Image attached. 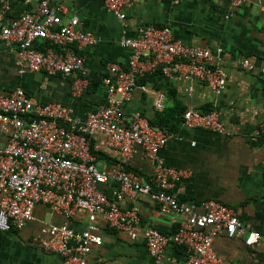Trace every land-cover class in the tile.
Wrapping results in <instances>:
<instances>
[{"label":"built area","instance_id":"1","mask_svg":"<svg viewBox=\"0 0 264 264\" xmlns=\"http://www.w3.org/2000/svg\"><path fill=\"white\" fill-rule=\"evenodd\" d=\"M13 1L0 0V13H8ZM22 1L25 5L33 3V9L0 24V44L17 48L18 73L74 74L77 77L71 92L81 94L88 79L83 56L77 50L84 44L96 43L97 38L79 28L76 16L64 22L61 5L51 7L49 0ZM229 1L237 5L250 0ZM104 3L122 22L131 0H104ZM37 41L44 42L43 46L38 47ZM120 45L129 50L128 60L125 65L106 64L102 77L106 103L90 111L84 120L75 116L70 105L36 102L20 87L0 95V122L9 127L7 140H0V231L21 229L33 221V210L38 203L67 217L81 209L86 214L83 229L42 224L32 240L43 249L59 254L62 264H92L87 254L93 246L102 243L97 219L100 217L112 230L136 240L138 210L123 207L120 201L124 196L133 198L143 193L157 202L160 211L181 214L178 227L170 234L156 227L144 229V243L154 259L161 258L166 246L174 243L185 246L187 256L173 264H222L212 248L215 237L242 233L247 247L258 244L261 233L242 225L226 204L209 199L202 203L204 211L198 212L194 204L179 201L172 187L182 177V171L167 165L160 154L171 133L155 128L138 112L125 122L122 112L124 102L137 87L136 78L156 71L195 78L219 94L226 85V72L211 64L219 55L206 47L184 44L174 37L169 26L153 23L140 25L135 37L123 36ZM240 66L264 76V64L256 67L243 58ZM155 106L161 107V95L156 97ZM181 117L187 127L228 134L216 109L201 112L188 108ZM96 131L106 133L110 145L120 153L117 163L109 170L97 166L91 151L90 139ZM250 137L264 143V121ZM138 150L152 165L147 178L129 168L130 159ZM108 182L117 185L110 195L100 188Z\"/></svg>","mask_w":264,"mask_h":264},{"label":"crops","instance_id":"2","mask_svg":"<svg viewBox=\"0 0 264 264\" xmlns=\"http://www.w3.org/2000/svg\"><path fill=\"white\" fill-rule=\"evenodd\" d=\"M49 4L61 5L64 22L76 16L79 28L97 38L96 43L84 44L77 50L83 56L84 70L87 77H92V84L81 94L73 95L71 85L77 77L74 74L50 75L43 71L20 74L15 63L17 48L0 44V95L20 87L36 102L70 105L75 116L84 120L90 111L106 103L102 84L106 64L125 65L128 60L130 52L120 45V39L135 37L139 26L146 23L167 25L182 43L206 47L219 55L211 61L226 72V85L219 94L195 78L156 71L136 78L137 87L124 102L122 112L125 122L136 112L149 120L159 113H168L174 126L168 131L171 137L160 154L167 165L182 171V177L172 187L177 199L194 204L198 212L204 211L202 203L209 199L231 207L242 225L259 231L261 239L247 247L242 233L234 237L219 235L212 242L213 250L222 264H264V143L250 137L264 121V76L240 66L243 58L256 67L264 64V0L237 5L229 0H131L122 22L106 9L104 0H49ZM32 9L33 3L25 5L22 0H14L8 13H0V24ZM35 44L40 47L44 42ZM158 95H161L160 108L155 106ZM174 108L201 112L216 109L228 134L187 127L181 115H175ZM8 135L9 127L0 122L1 142ZM90 141L97 166L105 170L112 168L120 153L110 145L108 135L96 131ZM129 168L142 178L152 173V165L141 150L131 157ZM116 187L108 182L100 188L110 195ZM120 205L137 208L140 216L135 226L137 239L132 241L126 234L112 230L99 217L102 243L92 247L87 254L88 262L173 264L185 260L186 247L174 243L166 246L161 258H152L143 238L146 227H156L166 234L174 232L181 214L160 211L157 202L143 193L133 198L124 196ZM33 214L35 219L21 229L0 231V264H62L59 254L43 249L32 238L42 224L81 230L86 223V214L81 209L67 217L38 203Z\"/></svg>","mask_w":264,"mask_h":264},{"label":"trees","instance_id":"3","mask_svg":"<svg viewBox=\"0 0 264 264\" xmlns=\"http://www.w3.org/2000/svg\"><path fill=\"white\" fill-rule=\"evenodd\" d=\"M150 74H153V73H150ZM150 74H144L143 76H146V75L150 76ZM87 79H88V85H87V87H88L89 85L92 84V77L88 76ZM172 110L174 111L175 115L176 114L177 115H179V114L181 115V113L185 109L184 110H181V109L179 110L177 108H174ZM167 115H168V113L162 112V113H159L158 117H155V119H153V120H149L148 119V121H149V123L152 126H153V124H157V125H159L160 129L170 131V130H172V126H174V123L170 120V118L167 117Z\"/></svg>","mask_w":264,"mask_h":264},{"label":"water","instance_id":"4","mask_svg":"<svg viewBox=\"0 0 264 264\" xmlns=\"http://www.w3.org/2000/svg\"><path fill=\"white\" fill-rule=\"evenodd\" d=\"M157 129H159V127H156Z\"/></svg>","mask_w":264,"mask_h":264}]
</instances>
